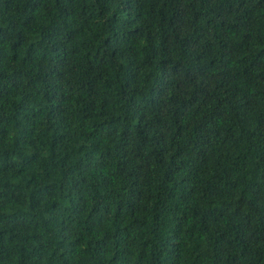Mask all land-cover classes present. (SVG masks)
I'll return each mask as SVG.
<instances>
[{"label": "trees", "instance_id": "1", "mask_svg": "<svg viewBox=\"0 0 264 264\" xmlns=\"http://www.w3.org/2000/svg\"><path fill=\"white\" fill-rule=\"evenodd\" d=\"M0 264H264V0H0Z\"/></svg>", "mask_w": 264, "mask_h": 264}]
</instances>
